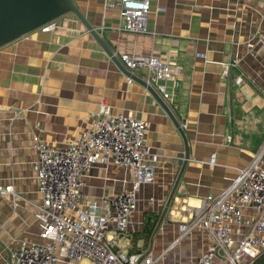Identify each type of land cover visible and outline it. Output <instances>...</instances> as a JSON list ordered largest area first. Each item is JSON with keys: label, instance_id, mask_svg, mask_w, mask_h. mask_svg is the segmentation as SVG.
<instances>
[{"label": "crops", "instance_id": "1", "mask_svg": "<svg viewBox=\"0 0 264 264\" xmlns=\"http://www.w3.org/2000/svg\"><path fill=\"white\" fill-rule=\"evenodd\" d=\"M74 1L112 56L74 14L58 19L53 32L39 28L0 48V185L13 188L0 194V264H9L10 252L22 242L41 241L35 138L65 146L81 136L103 106L113 115L146 122V140L157 155L155 182L141 187L124 235L128 252L159 255L170 248L187 217L186 206L221 194L264 142V46L258 41L264 0H151L147 32L141 34L124 31L120 12L108 8L107 0ZM122 52H155L181 68L171 110L188 140L187 159L178 127L135 79L144 82L146 71L127 82ZM133 182L130 170L99 164L86 174L83 191L105 213L104 200ZM149 221L155 224L149 246L137 248ZM207 237L205 230L195 229L161 264L196 259Z\"/></svg>", "mask_w": 264, "mask_h": 264}, {"label": "built area", "instance_id": "2", "mask_svg": "<svg viewBox=\"0 0 264 264\" xmlns=\"http://www.w3.org/2000/svg\"><path fill=\"white\" fill-rule=\"evenodd\" d=\"M105 3L120 12L124 31L147 32L151 0ZM57 28V20L41 27L46 32ZM258 41L264 46V31ZM120 58L132 76L145 70V84L153 87L170 109L174 107L180 67L155 52H122ZM241 81L240 76L236 78L237 83ZM127 82L135 81L129 76ZM148 129L146 122L129 114L113 115L103 106L81 136L65 146L35 138L38 157L33 168L42 197L37 206L41 241L22 242L10 252L9 264H161L168 252L197 228L207 232L205 250L190 262L177 264H256L264 256V142L252 162L221 194L205 197L197 207L186 206L187 217L178 225L180 235L170 248L153 255L140 249L126 253L119 245V237L127 234L137 209L141 187L155 182L157 155L146 140ZM211 163H215V155ZM99 164L128 169L134 177L130 189L104 200L105 213L83 191L86 174ZM12 192V187L0 185L1 195ZM246 210L254 214L246 216Z\"/></svg>", "mask_w": 264, "mask_h": 264}, {"label": "water", "instance_id": "3", "mask_svg": "<svg viewBox=\"0 0 264 264\" xmlns=\"http://www.w3.org/2000/svg\"><path fill=\"white\" fill-rule=\"evenodd\" d=\"M67 14H74L76 18L84 25V27L94 36L97 42L105 49V51L112 56L111 50L106 46L102 38L96 32L87 17L78 8L74 0H0V48L25 34L41 28L48 22L58 20ZM118 63L117 58H112ZM129 76L131 74L129 73ZM135 77V76H131ZM137 81L143 83L141 80ZM147 89L159 100L170 116L171 120L178 127V130L184 140L185 144V158L189 156L188 140L184 130L180 126L174 112L167 106V104L160 98L159 94L153 87L146 85ZM183 170V168H182ZM179 180V178H178ZM175 193V188L172 191L167 201L166 207L163 211L161 219L157 225L163 221ZM124 237L123 235L120 238Z\"/></svg>", "mask_w": 264, "mask_h": 264}, {"label": "rangeland", "instance_id": "4", "mask_svg": "<svg viewBox=\"0 0 264 264\" xmlns=\"http://www.w3.org/2000/svg\"><path fill=\"white\" fill-rule=\"evenodd\" d=\"M147 239H148V236L145 235L144 239L137 240L136 241V247L137 248L147 249L148 246H149V242H148ZM119 245L124 248L126 253L128 252V250L126 248V239L124 237H122L121 239L119 238Z\"/></svg>", "mask_w": 264, "mask_h": 264}, {"label": "trees", "instance_id": "5", "mask_svg": "<svg viewBox=\"0 0 264 264\" xmlns=\"http://www.w3.org/2000/svg\"><path fill=\"white\" fill-rule=\"evenodd\" d=\"M149 223H151V222L149 221L148 224H149ZM148 224H147V226H146L147 229L145 230V233H144L146 236H148L149 233L151 232V230H153V229L155 228V224H152V225L149 224V227H148ZM150 227H151L152 229H150ZM262 263L264 264V256L261 257V258L257 261L256 264H262Z\"/></svg>", "mask_w": 264, "mask_h": 264}]
</instances>
